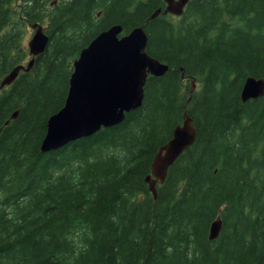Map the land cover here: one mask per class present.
I'll use <instances>...</instances> for the list:
<instances>
[{
    "label": "trees",
    "instance_id": "obj_1",
    "mask_svg": "<svg viewBox=\"0 0 264 264\" xmlns=\"http://www.w3.org/2000/svg\"><path fill=\"white\" fill-rule=\"evenodd\" d=\"M50 3L0 0V81L29 60L26 25L48 35L0 91V264H264V95L240 97L247 76L264 77V0H190L149 21L163 0ZM113 24L145 25L146 51L169 70L147 77L121 123L40 152L73 60ZM185 110L195 141L154 199L144 178Z\"/></svg>",
    "mask_w": 264,
    "mask_h": 264
},
{
    "label": "water",
    "instance_id": "obj_2",
    "mask_svg": "<svg viewBox=\"0 0 264 264\" xmlns=\"http://www.w3.org/2000/svg\"><path fill=\"white\" fill-rule=\"evenodd\" d=\"M163 1L165 7L156 9L146 21L160 13L179 16L190 0ZM32 28L34 32L28 41V63L13 67L0 81V91L12 84L20 71H29L35 57L45 50L48 35L43 26L33 24ZM146 45L145 25L123 33L121 24H113L82 48L73 60L64 104L48 117L39 151L56 150L79 138L91 136L101 128L117 125L126 113L138 108L144 99L147 77L161 76L169 70L168 64L148 54ZM194 89L193 80L191 94ZM263 95L264 77L247 76L240 91L241 100L245 102ZM18 112V109L15 110L4 125L17 118ZM196 134L193 120L185 110L170 139L154 154L150 173L144 178L154 199L157 197V185L164 182L169 167L193 144ZM221 226L220 217L211 222L209 240L219 236Z\"/></svg>",
    "mask_w": 264,
    "mask_h": 264
},
{
    "label": "rangeland",
    "instance_id": "obj_3",
    "mask_svg": "<svg viewBox=\"0 0 264 264\" xmlns=\"http://www.w3.org/2000/svg\"><path fill=\"white\" fill-rule=\"evenodd\" d=\"M50 2H53L55 0H49ZM56 3V1L52 4V6ZM50 6H51V3H50ZM45 27V24H41ZM32 34H33V29L30 27V26H27L26 25V28H25V34L23 36V44L24 46L26 47V49L28 48L27 44H28V40L32 37ZM27 59L25 61L22 62V64H26L27 63Z\"/></svg>",
    "mask_w": 264,
    "mask_h": 264
},
{
    "label": "flooded vegetation",
    "instance_id": "obj_4",
    "mask_svg": "<svg viewBox=\"0 0 264 264\" xmlns=\"http://www.w3.org/2000/svg\"><path fill=\"white\" fill-rule=\"evenodd\" d=\"M52 5V4H51Z\"/></svg>",
    "mask_w": 264,
    "mask_h": 264
}]
</instances>
